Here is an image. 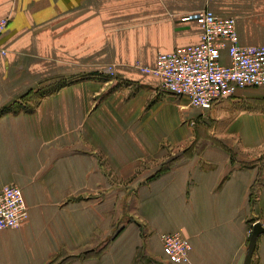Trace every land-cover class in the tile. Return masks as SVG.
<instances>
[{
	"label": "crops",
	"instance_id": "0c3cea01",
	"mask_svg": "<svg viewBox=\"0 0 264 264\" xmlns=\"http://www.w3.org/2000/svg\"><path fill=\"white\" fill-rule=\"evenodd\" d=\"M119 1L0 0L10 19L0 109L43 80L75 76L29 110L0 115V189L21 187L29 209L20 228L0 230V264H186L163 251L171 232L190 242V264H244L253 225H264V86L196 109L139 68L197 43L200 24L187 17L206 6L236 19L242 45H264V0H125L155 5L130 11L148 20L124 33L110 20L120 11L105 9ZM62 43L79 60L58 65ZM201 113L236 159L208 145L152 178L194 142L189 121ZM250 264H264V234Z\"/></svg>",
	"mask_w": 264,
	"mask_h": 264
},
{
	"label": "built area",
	"instance_id": "2783aa9c",
	"mask_svg": "<svg viewBox=\"0 0 264 264\" xmlns=\"http://www.w3.org/2000/svg\"><path fill=\"white\" fill-rule=\"evenodd\" d=\"M200 24L197 43L160 52L154 67L143 73L159 78L162 90L185 97L196 109H210L240 88L264 86V45H242L234 17L217 15L208 6L190 13ZM0 18V35L9 25ZM226 52L229 62H223ZM0 48V55H6ZM29 218L23 190L17 185L0 189V230L20 228ZM164 253L174 263L190 264V242L179 232L161 235Z\"/></svg>",
	"mask_w": 264,
	"mask_h": 264
},
{
	"label": "rangeland",
	"instance_id": "374dc122",
	"mask_svg": "<svg viewBox=\"0 0 264 264\" xmlns=\"http://www.w3.org/2000/svg\"><path fill=\"white\" fill-rule=\"evenodd\" d=\"M149 5H155L154 2H152L151 4L148 2H139V1H119V2H106L105 3V9L106 10H115V11H120V18H114V19H110L111 22H115V24H117V22H119L121 25L119 28L122 31V33H124L125 30H130V28H133L135 24L137 23H143L144 21L148 20V18L145 17H140V16H135V17H128L126 15L129 14L130 11H133V13H137L140 14L141 12H143L145 10V7H148ZM109 19H105L106 24L108 22ZM116 26V25H115ZM67 51H65L64 49V45L62 43V45L58 48L57 51V57H56V63L58 65H64L66 63L67 59L70 60H79L77 56L78 55H73V57L70 55H68L66 53ZM69 56V57H68ZM52 67H48V65L39 67L38 69H50ZM109 74V73H108ZM111 75V74H110ZM73 80L75 79V76H72ZM113 77V76H111ZM108 77H105V79ZM72 79L69 77H65V76H57L54 78H50V79H46L43 80L39 83L38 87L36 89H30L29 90V94H25L26 96L20 99V101L18 102V104H20L21 108H25L27 109L32 107L33 104H35L36 102L38 103L39 100H41L43 93L52 90L56 87H58L60 84H62L64 81L67 82H72ZM70 84V83H69ZM63 88V87H61ZM55 91V90H54ZM53 91V92H54ZM32 94V96H31ZM48 94V93H47ZM45 96V95H44ZM187 122V121H186ZM189 124L192 126L193 128V133H194V142L192 144H190V146L186 147L181 153H184L185 150H187L188 148L190 150H188V153H185L183 156V158H179L177 161H174L171 166L178 164L180 161L184 160L186 157H188L189 155H192V153H200L202 150H204V148H207L208 145H219L221 148H223L225 151H227L228 153H230V155L232 156V158L236 159L237 153L235 152L234 149H232L231 147H229L227 144H225L223 142V140H221L217 134H215V127H216V122L214 119L210 118L208 115H204V114H200L196 119H192L191 121H189ZM230 138H232L234 140L235 143L239 144V139L236 136H231ZM187 140L185 139V142ZM187 143V142H186ZM185 143V144H186ZM180 154H176L175 156L170 157L169 160H172L173 158L179 156ZM168 160V161H169ZM107 163V160L105 161ZM105 163L106 166H108ZM164 164V163H163ZM112 181H114L115 183H118L122 186H124L125 184H133L135 186V179H131L130 177H112L111 179ZM127 196V192L126 195H124L123 199H126ZM134 201V199H132L130 202L132 203ZM191 245V244H190ZM191 250V249H190Z\"/></svg>",
	"mask_w": 264,
	"mask_h": 264
},
{
	"label": "trees",
	"instance_id": "16d2710c",
	"mask_svg": "<svg viewBox=\"0 0 264 264\" xmlns=\"http://www.w3.org/2000/svg\"><path fill=\"white\" fill-rule=\"evenodd\" d=\"M69 83H71V82H70V81H69V82L64 81V82H63L62 84H60L58 87H56V88H54V89H52V90H49V91L43 93V95H41V96L43 97V96L46 95L47 93H48V94H49V93H52L54 90L56 91V90L60 89L61 87L66 86V85L69 84ZM27 94H29V92H28ZM25 96H26V95H24V97H25ZM24 97H23V98H24ZM18 102H19V101H14V102H13L12 104H10L9 106L0 109V115L3 114V113H6V112H17V111H20V110H29V109H30V108H28V107H27V109H25V108H21V106H20V104H18ZM188 150H190V149L188 148L187 150L184 151V153H181L179 156H177V157L173 158L172 160H169V161L165 162L164 164H162V166L157 170V172L152 176V178L155 177V176H157L159 173H161L162 171L166 170L167 168H169V167L171 166V164H172L174 161H177L179 158H180V159L183 158V157H184L183 155H184L185 153H188V152H189ZM249 164H250V163H249Z\"/></svg>",
	"mask_w": 264,
	"mask_h": 264
},
{
	"label": "water",
	"instance_id": "95a60500",
	"mask_svg": "<svg viewBox=\"0 0 264 264\" xmlns=\"http://www.w3.org/2000/svg\"><path fill=\"white\" fill-rule=\"evenodd\" d=\"M261 234H264V225L259 221L253 225L252 232L249 238L248 251L244 264H250L254 251L257 246V240Z\"/></svg>",
	"mask_w": 264,
	"mask_h": 264
}]
</instances>
